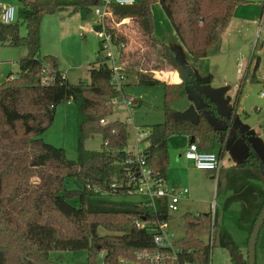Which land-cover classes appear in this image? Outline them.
<instances>
[{"label": "trees", "instance_id": "16d2710c", "mask_svg": "<svg viewBox=\"0 0 264 264\" xmlns=\"http://www.w3.org/2000/svg\"><path fill=\"white\" fill-rule=\"evenodd\" d=\"M18 3L19 18L26 24L27 36L20 35L19 21L3 23L0 35L12 45H22L28 53L20 60L17 76L0 79V264H49L53 250L88 251V263L98 264L96 258L104 253L103 264L138 262L137 253L156 251L154 236L161 223L169 221L167 202L152 203L136 192L141 178V164L128 148L127 122L109 120L114 110L113 100L123 92L111 83L113 68L109 59L97 51L98 58L90 64V82L70 83L57 69V60L49 59L46 66L40 55L41 22L46 14L58 11L80 13L86 18L103 0H9ZM250 0H138L130 5H114L121 18L135 19L144 40L165 57L171 58L188 72V81L165 82L140 74L142 85L165 86L164 122L150 126L149 145L143 150L151 176L167 180L170 166L169 137L181 132L197 143L201 150L225 154L227 146L239 139L241 133L230 132L228 126L216 128L210 114H216L214 101L202 91L205 105L198 108V124L175 116L173 105L197 86L194 70L172 54L169 46L155 33L152 6L159 3L176 35L195 61L208 56L229 25L235 9ZM94 29L100 30L96 23ZM116 46L126 39L108 28ZM5 39V40H6ZM3 40H0V44ZM120 59L125 52L117 49ZM259 59L254 65L258 69ZM51 80L44 82L43 78ZM124 85V84H123ZM242 84L233 104V113L240 100ZM74 102L78 107V158L69 159L63 148L45 142L41 135L51 125L56 107ZM107 120L101 123V120ZM233 123V114L226 118ZM103 136L101 150H89L84 141L90 134ZM248 154L228 174V189L233 193L226 199L224 211L239 202L235 218L237 226L248 233V240L264 206V163L251 142L245 140ZM119 154H125L122 158ZM79 184L68 189L66 178ZM138 197L132 199L130 197ZM218 212L184 214L186 236L175 239L177 264H210L211 247L204 237L216 235ZM106 230L105 234L100 229ZM222 246L240 255L234 264H249L229 231L218 230ZM249 246V245H248Z\"/></svg>", "mask_w": 264, "mask_h": 264}, {"label": "rangeland", "instance_id": "374dc122", "mask_svg": "<svg viewBox=\"0 0 264 264\" xmlns=\"http://www.w3.org/2000/svg\"><path fill=\"white\" fill-rule=\"evenodd\" d=\"M8 2L11 1L0 0V7L6 6ZM14 4L18 7V3ZM98 6L101 8L102 12L106 10L108 11L105 21L107 28L116 36H122L126 39L127 51H125V59L128 68L134 66V68L138 69L140 72L142 68V70L148 72L149 76L165 82H167L166 80H169L166 79L167 77L173 76V74L177 72L187 74V71L179 66L177 62L169 57L163 56L161 53L150 47L144 40L135 19L132 17L121 18L114 5L94 6L91 13L86 18H83L80 13H70L69 11H58L53 14L44 15L41 22L40 55L45 60L48 68H52V65L50 60H46L45 58L54 57L57 60V69L68 77L70 83L76 84L81 80L84 82H90V64L97 60V51L100 49V38L97 31L94 29V25L99 21V17L95 13V8ZM152 10L154 22L157 27L156 36L164 41L170 49L172 48V51L180 59L181 63L190 66L194 70L198 81L196 89L189 87L188 93L174 103V110H176V112L183 111L190 105H194L197 108L204 106L205 101L200 92L202 91L206 95H209L207 91H210L211 95L215 97L214 103L218 115L210 114L209 118L213 126L219 129L224 127V118L231 115L233 99L230 100L227 96V87L223 84V81L225 80V77L223 76L229 74L232 81L234 76L238 75L239 72H237V67H235L238 60L230 63L228 66L227 61L211 62L207 59L195 61L192 57H189V60H187L185 54L188 52L182 49L184 48L182 47L183 44L176 35L162 6L159 3H155L152 6ZM61 17L67 18V20L73 25L66 40H63V42V38L57 33L56 26ZM16 21H19L20 24V35L26 37L27 27L19 18L18 11L14 22ZM260 30L261 29H258V32L253 38V43L249 48V53L254 55L255 52V57L260 55ZM180 50L182 51V54ZM27 53L28 50L25 46L12 45L9 38L3 40L0 44V79L2 81L7 80L11 75L17 76L20 71V60ZM101 55L105 56V51H102ZM240 61H242V59H239V62ZM132 62H134L133 66L130 64ZM239 64L237 65L238 67ZM262 70L264 72V62L262 64ZM211 74L213 80L211 82H204L210 80L209 78ZM127 75L128 76L123 85V92L118 97V101L114 105V110L112 115H110L109 120L127 122L129 126L128 148L131 150H134V148L144 150L150 142L149 139L146 140V135L150 133V126L164 122L166 119L165 86L163 84L142 85L136 81L137 74H134L131 70L127 72ZM183 79L189 80V77ZM127 100L132 102L130 106L125 103ZM136 100L138 101L137 103H135ZM232 114L233 119H235V130L231 129V124L229 122L227 123L225 120L226 126H228L229 131L231 132L232 130L234 132L239 128V132L241 133L239 139L236 140L237 143L234 147V153L238 155L241 154L243 147L246 148L247 143L245 139H248L254 148H257V151L264 159V81H251V74L248 75V79L246 80L242 92V98ZM260 114L263 115V118L258 120ZM143 132L146 135L142 136ZM245 135H247L246 138ZM41 138L47 143L63 148L69 159L76 160L78 158L79 148L77 104L74 102H63L59 104L56 107L53 122L42 133ZM182 138L183 133L181 132L172 134L169 137L168 146L178 144ZM103 141L102 134L100 132H94L85 139L84 147L89 150H101ZM218 149L219 148L217 147V152ZM177 172L178 173H174V175L177 176L179 170ZM78 185L79 184L75 178H66V186L68 189L77 188ZM167 185L173 186L175 184L167 181ZM180 186L185 187L182 185ZM198 196L202 197V195ZM130 198L135 200L138 199L137 196ZM216 200L221 215L223 212L222 195H219ZM193 204L194 201H191L190 205ZM197 206L204 207V204H199ZM198 211L199 210H194L193 212L195 213ZM208 211H210L209 207L206 212ZM227 212L230 221L234 223L232 219L234 216L233 210L230 209L229 211L227 210ZM185 213L186 211L181 207L180 210L171 212L168 221V229L171 232H174L175 239H182L187 234L184 220ZM226 222H228V220ZM218 227L219 226H217L216 229H218ZM229 227L233 234L232 237H234V240L240 249L246 248L247 234L231 223L229 224ZM218 230L213 237V241L211 239L212 233L211 235L204 237L205 242L211 247L210 264H234L232 258L238 260L240 255L221 245L217 234ZM100 233L105 234L106 230L101 228ZM240 233L242 235H240ZM49 260V264H87L88 251L86 249L53 250L49 254ZM96 261L98 264H103L104 253H100L96 258ZM125 262L126 263L124 264L138 263H131L129 261ZM35 264L42 263L37 262ZM258 264H264V227L258 243Z\"/></svg>", "mask_w": 264, "mask_h": 264}, {"label": "crops", "instance_id": "0c3cea01", "mask_svg": "<svg viewBox=\"0 0 264 264\" xmlns=\"http://www.w3.org/2000/svg\"><path fill=\"white\" fill-rule=\"evenodd\" d=\"M108 12V11H107ZM57 33L60 35L63 40H66V37L68 36L70 29L73 27V25L70 23L69 20L65 17L59 18V22L57 23ZM156 26V25H155ZM258 29H261V36H260V51L257 57H255V52L254 55H251L249 53V48L251 44L253 43V38L258 32ZM157 27L155 29L156 33ZM175 31V30H174ZM181 43V42H180ZM184 47V45L182 46ZM127 49V48H126ZM185 51L187 49L184 47L182 48ZM174 57L180 61V59L176 56V54L172 51V48L170 49ZM127 51V50H126ZM181 54L182 51L180 50ZM188 52V51H187ZM185 52V53H187ZM189 52L185 54V57L187 60H189V57H192L191 55L189 56ZM126 52H125V57L122 59L121 62V68L122 70L126 73L129 70L134 72L136 75V81H138V77L140 74H144L149 76L148 72L146 70H142L141 72L134 68V62L130 63L131 66L133 67H127V62H126ZM202 59H207L210 60L211 62L217 61H227V66L230 63L236 62L235 67H237V72H238V64L242 63L243 64V69L242 73L236 76L234 78L230 79V75H224L225 80L223 81V84L225 87H227V96L231 100L233 99V104L235 101V98L237 96V92L239 90L240 85L242 84L241 88V93H240V100L242 98V92L244 90V86L246 83V80L248 79V75L251 74V81H258V82H263L264 81V72L262 70V64L264 62V0H250L245 3H241L240 5L237 6L235 9V12L229 22V25L227 28L224 30V32L221 35V38L218 43H216L209 51L208 56L202 58ZM239 59H242V61L239 62ZM259 59V66L256 71H254V65L256 61ZM131 62V61H130ZM172 62V61H171ZM181 62V61H180ZM174 64V63H173ZM245 67V71H244ZM175 72V71H174ZM245 74V75H244ZM67 77V76H66ZM167 77V76H166ZM189 77L188 72L186 73H181L177 72L173 74V76H169L166 79L167 82H178V81H188V79H183ZM242 78V79H241ZM68 79V77H67ZM179 79V80H178ZM210 80H206L204 82H211L213 80L212 74L210 75ZM240 79V80H239ZM246 79V80H244ZM197 88V86H196ZM195 88V89H196ZM209 94L208 96L215 102V97L211 95L210 91H207ZM239 100V101H240ZM135 102H138L137 100ZM233 105L231 108V113ZM176 111V110H175ZM227 117L224 118V124L226 126L225 120ZM263 118V115L260 114L258 116V120H261ZM235 119H233V123H230L233 130H235L234 123ZM224 126V127H225ZM217 128V127H216ZM223 128V127H221ZM239 131V128H237ZM232 130V132H233ZM231 132V131H230ZM247 135H245L246 138ZM191 138L183 133V138L180 140L178 144H172L169 147L170 151V163L171 166H169L168 174H167V181L174 183L175 185H182L188 188L189 192L185 194L179 203V210L180 207L183 208L184 211L187 212H193L194 210H199L198 212L195 213H208L211 211V205L213 202L216 204V210L218 212V219H217V226L218 229L225 228L231 236H233L229 224L231 223L232 225L236 226L239 230L243 231L244 233L247 234V246L246 248H242V252L247 255L248 253V233L245 230L240 229L236 222L235 218L238 215V212L241 208V204L239 202L233 203L228 211L230 209L233 210L234 216L232 217L233 222L230 221V218L227 216V211H224V204L226 199L233 193V190L228 189V182L229 178L233 177V174H228L229 170L232 167L238 166L239 163L243 161V159L247 156L248 154V146L246 144V148L243 147V151L241 154H235L234 153V147L236 146L237 141L234 143H231L230 145L227 146V149L225 151V154L219 156L220 158V169L218 172L216 171H211V170H201L198 169L194 163L191 160H188L185 157V152L189 146ZM246 140V139H245ZM254 147V146H253ZM256 147V146H255ZM217 149V148H216ZM257 150V148H255ZM131 150V149H130ZM258 152V151H257ZM259 153V152H258ZM260 155V154H259ZM261 157V155H260ZM262 158V157H261ZM263 163L264 159L262 158ZM173 165V167H172ZM179 170V174L176 176L174 173H178L177 171ZM172 176V177H171ZM202 195V197L198 196ZM219 195H222V208L223 212L220 215L219 210H218V204H217V198ZM197 200V201H196ZM191 201H194L193 205H190ZM189 203V204H188ZM204 204V207L202 206H197V205ZM210 208V211L206 212L207 208ZM228 220V222H226ZM264 224L261 228L260 235L262 233ZM216 229V230H218ZM240 235H242L240 233ZM259 235V238H260ZM234 239V237H232ZM213 241V240H212ZM259 243V239H258ZM258 243H257V258H256V263L258 264ZM238 245V244H237Z\"/></svg>", "mask_w": 264, "mask_h": 264}, {"label": "built area", "instance_id": "2783aa9c", "mask_svg": "<svg viewBox=\"0 0 264 264\" xmlns=\"http://www.w3.org/2000/svg\"><path fill=\"white\" fill-rule=\"evenodd\" d=\"M104 6L110 5H130L138 2V0H103ZM18 7L13 2H8L4 7H0V20L7 24L13 23L16 18ZM95 13L99 17L98 23L101 24V29L97 30V34L102 41V48L105 51V57L109 59L110 65L113 68V75L111 83L115 85L118 89H121L127 76L126 73L121 68L122 59L119 58L117 49L121 51H126V44L121 43L116 46L111 35L107 32V26L105 21L108 15L107 10L103 11L98 6L95 8ZM243 64L240 63L238 67L239 74L242 73ZM51 79L48 77L43 78L44 82H49ZM118 101L113 100L115 105ZM127 105H131L132 102L127 100L125 102ZM107 120H101V123H106ZM144 132L142 136H144ZM147 136V135H146ZM134 157L141 164L142 175L136 184V192L146 199L150 200L152 203L156 202H167V208L170 212H176L179 210V203L181 198L189 192L187 187H181L179 185L168 186L167 180L163 178H155L151 176V168L146 166V161L144 158L143 150L139 148H134L131 150ZM185 157L191 160L194 165L201 170H211L218 172L220 169V158L217 151H206L201 150L197 143L190 142L189 146L185 152ZM212 216L214 218L216 212L215 202L211 205ZM169 222L163 221L160 227V233L154 236V242L159 246V250L156 251H141L137 253L138 263L137 264H177L178 254L174 244V232L170 231ZM213 240V231L212 238Z\"/></svg>", "mask_w": 264, "mask_h": 264}, {"label": "water", "instance_id": "95a60500", "mask_svg": "<svg viewBox=\"0 0 264 264\" xmlns=\"http://www.w3.org/2000/svg\"><path fill=\"white\" fill-rule=\"evenodd\" d=\"M6 37L0 35V40H5ZM137 103V102H135ZM175 116L184 119V120H190L196 124L200 121V114L198 111V108L194 105H190L187 109L183 111L175 112ZM195 140L194 137L191 138L190 142H193ZM120 157L124 158L125 154H119ZM264 224V206L262 211L259 214V217L255 223V226L253 228V231L250 235L249 243H248V255H249V264H257L256 258H257V243L259 239V235L261 232V228Z\"/></svg>", "mask_w": 264, "mask_h": 264}]
</instances>
